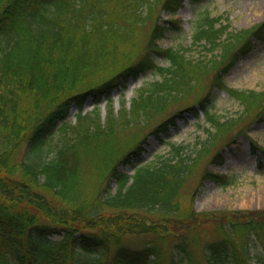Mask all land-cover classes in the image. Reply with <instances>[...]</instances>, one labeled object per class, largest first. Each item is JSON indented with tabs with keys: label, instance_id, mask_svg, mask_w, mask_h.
<instances>
[{
	"label": "trees",
	"instance_id": "trees-1",
	"mask_svg": "<svg viewBox=\"0 0 264 264\" xmlns=\"http://www.w3.org/2000/svg\"><path fill=\"white\" fill-rule=\"evenodd\" d=\"M184 3L0 0V264H159V243L175 239L164 225L181 213L178 196L195 160L186 155L183 145L175 144L170 155L157 163L141 162L138 147L117 160L125 130L161 113L192 85V75L210 67L219 69L230 53V62L216 76V86L247 107L264 100V91H241L223 82V73L239 52L233 53L232 38L240 42L248 37L240 47L243 51L251 36L263 33L264 23L228 35V25L217 27L218 17H204L196 27L195 41H203L205 49L224 51L196 61L184 48L158 45L178 25L174 19L165 23L157 19L148 53L127 63L136 37L155 12L173 15ZM151 52L169 65H157ZM153 69L159 79L141 87L130 107L122 102L115 113L112 92L123 89L129 78ZM87 98H92L94 112L86 115L82 108ZM102 98L105 120L98 110ZM208 102V96L199 102L207 122L220 129L229 125L208 111ZM73 106L77 107L74 125L66 121ZM56 128L66 134V142L53 150L48 139ZM126 138L124 146L131 142ZM252 145L264 152L257 143ZM133 157V173L128 174L120 166L132 164ZM207 177L225 186L233 183L226 175L207 172ZM149 213L160 214L164 224L148 223ZM197 216L207 219V214L192 210V217ZM210 219L221 238L205 245V264H252V244L261 249L264 261V210L223 211ZM146 234L156 236L146 248L124 243L127 236ZM188 239H179L175 248L186 256L185 264H193ZM172 264L182 263L172 257Z\"/></svg>",
	"mask_w": 264,
	"mask_h": 264
},
{
	"label": "rangeland",
	"instance_id": "rangeland-1",
	"mask_svg": "<svg viewBox=\"0 0 264 264\" xmlns=\"http://www.w3.org/2000/svg\"><path fill=\"white\" fill-rule=\"evenodd\" d=\"M206 16L218 17L220 21L217 27L228 25L227 34L231 35L264 23V0H185L183 7L173 15L159 9L155 12L153 20L136 37L135 47L127 63L138 61L148 53L150 32L157 19L162 23L174 19L178 25V28L173 26L158 40L161 48H184L186 55L196 61L220 56L224 49L215 47L208 50L205 49L203 41L199 43L194 39L198 23ZM225 37L226 35L222 40ZM247 39L248 37H244L239 42L238 38H232L235 49L233 53H239L235 62L223 73V82L232 89L260 93L264 91V31L260 36H251L250 46L240 50ZM151 55L157 65H169L168 61L156 53L151 52ZM230 57L231 53L226 60L219 57V60H224L219 69L213 70L210 67V71L192 75L191 86L179 93L161 113H154L144 123L129 126L120 141L122 150L118 153L117 160L138 147L141 162L157 163L158 159L170 155L172 144L183 145L186 155H192L195 160L196 165L178 196L181 213L168 223V226L164 225L165 229L174 234L175 239L159 243L160 258H156L159 264H172V257L182 264L186 263V256L175 248L179 239L184 236L189 237L193 264H205V245L221 238L216 224L210 218L219 216L223 211L264 210V152L254 149L252 145V142H255L264 148V100L255 106L247 107L227 90L216 86V76L230 62ZM159 77V73L154 69L148 70L136 78H129L123 89L114 90L111 98L115 113L119 112L122 102L129 108L131 101L138 96L140 88ZM206 96L209 97L208 111L222 121H229V125L220 129L207 122L205 109L199 105L201 99ZM195 106L196 109L191 110ZM106 108V100L102 98L98 110L103 120L106 119ZM76 112L77 107L73 106L66 117L68 123L75 124ZM93 112V100L87 98L82 113L87 115ZM65 136L64 132L56 128L48 139L51 148L55 150L66 142ZM126 137H129L131 142L124 146ZM25 146L24 143L20 148L19 161L23 159ZM218 154L221 157L214 160ZM131 160L132 164L120 166L128 174L133 173L136 158ZM207 172L226 175L233 179V183L228 186L220 184L213 178H206ZM112 187L115 189L116 184L113 183ZM192 210L196 214H207V219L203 216L192 217ZM146 216L148 223L164 224L158 213H149ZM153 240H156L153 234L133 235L127 236L124 243L133 249H143ZM251 246V263L264 264L260 255L261 249L254 244Z\"/></svg>",
	"mask_w": 264,
	"mask_h": 264
}]
</instances>
